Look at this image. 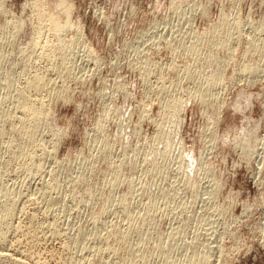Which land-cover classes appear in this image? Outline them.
<instances>
[{
    "label": "rangeland",
    "instance_id": "obj_1",
    "mask_svg": "<svg viewBox=\"0 0 264 264\" xmlns=\"http://www.w3.org/2000/svg\"><path fill=\"white\" fill-rule=\"evenodd\" d=\"M1 231L0 264H264V0H0Z\"/></svg>",
    "mask_w": 264,
    "mask_h": 264
},
{
    "label": "bare ground",
    "instance_id": "obj_2",
    "mask_svg": "<svg viewBox=\"0 0 264 264\" xmlns=\"http://www.w3.org/2000/svg\"><path fill=\"white\" fill-rule=\"evenodd\" d=\"M42 1V0H41ZM34 3H36V2H34ZM33 3V4H34ZM42 4H38L39 6H41V7H44V8H39V6L38 5H36L35 4V7L36 8H38V10H36L37 12L35 13V14H37L38 15V20L39 21H42L43 23L45 22V24L46 23H48V24H46V25H50V26H47V28L49 27V29H47V30H49L50 31V34H51V36H54V35H57V36H60V34L63 32V31H65V30H67L68 28H69V26H70V24H71V22H70V20H69V18H68V16H67V13H68V11L67 10H64V9H66V8H68V6H70V2H52L51 3V5L50 6H53L54 7V9H57V11H58V13H57V15L55 14V13H50L49 14V16H47L48 15V13H47V11H46V7H45V3H43V2H41ZM34 7V6H33ZM34 7V8H35ZM45 10V11H44ZM59 14H61V15H63L64 16V18L61 20L60 19V17H59ZM47 16V17H46ZM49 17V18H48ZM46 29V28H45ZM46 30V31H47ZM44 32V29L42 28V27H36V28H34V31H33V37H34V40H33V45H34V47L37 45V47L38 48H40V47H42L41 46V44H39V43H41V39L43 38V36L41 37V34ZM48 32V31H47ZM45 33V32H44ZM43 33V34H44ZM42 34V35H43ZM49 34V33H48ZM42 42H43V40H42ZM45 42V41H44ZM48 43V42H47ZM44 44H46V42L44 43ZM39 45H40V47H39ZM47 45V44H46ZM46 45H44V46H46ZM48 45H49V43H48ZM66 45V44H65ZM50 46V45H49ZM60 46L62 47V43L60 44ZM59 46V47H60ZM37 47H35V48H37ZM48 47V46H47ZM42 48H44V47H42ZM47 54V53H46ZM47 56V55H46ZM49 56V55H48ZM242 71H243V73H245V72H250V68L249 67H247V66H245L244 68H242L241 69V74H243L242 73ZM37 72H39V71H37ZM42 73V72H41ZM35 74H36V72H35ZM38 74V73H37ZM40 74V73H39ZM240 75V74H239ZM37 77H35V75L33 76L34 77V79H32V80H29V82H27V84H25L24 86H23V88L21 89H19L16 93L18 94V96L19 97H16L17 99H19L20 100V106L23 108V110L25 111V114H23L24 116H20V117H18V119L19 120H17V118L15 119L14 118V120H17V121H19L16 125L19 127H21V129H22V132L24 133V136H26L28 139H31L32 137H33V135L35 134V132H36V130H37V128L39 127V124L42 122V121H39V120H44L45 118L44 117H46V115L48 114L47 112V108L45 107V103L44 102H46V101H44V97H42V98H40V99H38L37 97L33 100L32 98H34V97H27V96H25V95H27V94H25V92L27 93V91H25L26 89H28V93H30V89L29 88H34V90L36 89V91L38 90V91H42L46 86H48V85H50L51 83H52V85H53V82L51 81L50 82V80L48 81V80H46L47 78H44L45 76H43V75H36ZM52 85H50L51 87H52ZM58 85L56 84V87H57ZM50 87V88H51ZM58 87H60V86H58ZM57 87V88H58ZM48 88L49 87H46V89L48 90ZM50 88H49V90H50ZM31 89V90H32ZM48 90V91H49ZM37 91V92H38ZM33 93V92H32ZM35 94V93H34ZM44 94V93H43ZM41 95V94H40ZM37 96V95H36ZM42 96V95H41ZM37 101L38 102H40V105L39 104H37ZM42 101V102H41ZM170 106V105H169ZM20 107V108H21ZM18 110H20V109H18ZM21 111V110H20ZM24 111H23V113H24ZM18 115V114H17ZM13 116V115H12ZM43 118V119H42ZM13 121V120H12ZM11 124H13L12 122H11ZM14 125V124H13ZM27 128L29 129V130H27ZM49 187V186H48ZM52 189V188H51ZM46 190H47V185H46ZM43 191H45V190H43ZM52 191V190H51ZM50 191V192H51ZM45 193H46V191H45ZM49 193V192H48ZM43 195H44V192H43ZM46 195V194H45ZM41 196V195H40ZM49 196H50V194H49ZM52 196V195H51ZM46 197H48V196H46ZM41 198V197H40ZM43 198V197H42ZM52 198V197H51ZM54 198V197H53ZM39 199V198H38ZM44 199V198H43ZM49 199V198H48ZM30 200V199H29ZM37 200V199H36ZM51 199H49V201H50ZM53 200V199H52ZM34 201V203H36L35 202V200H33ZM41 201H43V200H41ZM32 202V201H31ZM47 202H48V200H47ZM42 203V202H41ZM32 204H33V202H32ZM37 204H38V202H37ZM40 204V203H39ZM50 204V203H49ZM35 205V204H34ZM33 205V206H34ZM37 206V205H36ZM38 207V206H37ZM40 208H41V206H40ZM37 209V208H36ZM3 211H4V218H3V227L4 228H6V229H9L10 228V217H11V215H12V202H11V197H9V200H8V202L6 203V204H4L3 205ZM34 211V210H33ZM40 211V210H39ZM45 212H46V210H44ZM35 213H36V211H35ZM36 215V214H35ZM30 217V216H29ZM33 217H34V215H33ZM38 217V216H37ZM31 219V218H30ZM35 220V219H34ZM38 220V219H37ZM36 220V221H37ZM33 221V220H32ZM39 222H40V220H38ZM38 222V223H39ZM44 222V221H43ZM21 223V222H20ZM23 223V222H22ZM22 223H21V225H22ZM27 223V222H26ZM35 223V222H34ZM37 223V222H36ZM37 223V224H38ZM24 224V223H23ZM31 224V223H30ZM37 224H35V226L37 225ZM40 224V223H39ZM39 224H38V226H39ZM17 225H20V224H17ZM21 225H20V228H21ZM33 225V224H32ZM14 226V225H13ZM38 226H37V228H38ZM42 226V225H41ZM17 227V226H16ZM26 227V225H24V228ZM27 227H29V225L27 226ZM26 227V228H27ZM34 227V226H33ZM3 228V229H4ZM13 228H15V227H13ZM12 228V229H13ZM18 228V227H17ZM19 228V229H20ZM24 228H22V229H24ZM35 228V227H34ZM34 228H32L33 229V231H34ZM31 229V230H32ZM42 229H44L43 227H42ZM17 230V232H19L18 231V229H16ZM41 230V229H40ZM5 231V230H4ZM7 231V230H6ZM9 231V230H8ZM7 231V232H8ZM11 231V230H10ZM13 231H15V230H13ZM22 231V230H21ZM24 231H25V229H24ZM28 231H29V229H28ZM16 232V231H15ZM30 232V231H29ZM27 233L28 232H26V235H27ZM37 233H38V231H37ZM9 234H11V233H9ZM18 234V233H17ZM22 234H24L25 235V233L23 232ZM30 234H33V233H30ZM36 233H34V235H35ZM16 234H13L12 236L14 237ZM37 235V234H36ZM44 235V234H43ZM1 236L3 237V236H6L5 234H4V232H2L1 231V233H0V238H1ZM9 236V235H8ZM38 236V235H37ZM31 237V236H30ZM5 238V237H4ZM10 238V237H9ZM8 237H7V239H9ZM12 238V237H11ZM22 238H25V236H22ZM22 238H20V239H22ZM27 238V237H26ZM46 238H48V235L46 236ZM52 238V237H51ZM2 239V238H1ZM17 239H18V237H17ZM30 239H32V237L30 238ZM33 239H36V237H34ZM38 239H39V236H38ZM37 239V240H38ZM49 239V238H48ZM4 240V239H3ZM16 239H14V241H15ZM22 240H24V239H22ZM22 240H18V242L19 241H22ZM28 240V239H27ZM43 240H45V239H43ZM1 241V240H0ZM14 241H13V243H14ZM29 241V240H28ZM31 241V240H30ZM33 241V240H32ZM3 242V241H2ZM27 242V241H26ZM26 242H23V243H26ZM36 242V241H35ZM8 243H9V246L11 245L10 244V242L8 241ZM12 243V245H14ZM21 243V242H20ZM30 243V242H29ZM1 244V243H0ZM3 244H5V243H3ZM17 244V243H16ZM15 244V245H16ZM33 244V243H32ZM14 245V246H15ZM18 245V244H17ZM4 246V245H3ZM2 246V247H3ZM13 246V247H14ZM21 246H22V244H21ZM20 245H19V247H21ZM27 246H28V244H27ZM27 246H25V247H27ZM1 247V248H2ZM6 247H7V245H6ZM23 247V246H22ZM30 247H31V245H30ZM33 247H31V249H32ZM4 249V248H3ZM3 249H2V251H3ZM14 249V248H13ZM15 249L18 251L19 250V248L18 247H15ZM22 250H23V248H21ZM28 249L30 250V248L28 247ZM8 250H10V249H8ZM7 250V251H8ZM22 250H20L18 253H21V251ZM24 250H25V248H24ZM26 250H27V248H26ZM25 250V251H26ZM0 251H1V249H0ZM1 251V252H2ZM12 252V251H11ZM16 252V251H15ZM22 253H23V251H22ZM26 253V252H25ZM28 253V252H27ZM15 254V253H14ZM14 254L12 253H10V252H8V253H6V252H2V253H0V259L2 260H12V258H13V256H14ZM31 254V253H30ZM17 255V254H16ZM16 255H15V257H16ZM19 255V254H18ZM17 255V256H18ZM23 255H24V253H23ZM27 255H29V254H25V256L27 257ZM25 256H24V258H25ZM18 257H16L15 258V262H16V259H17ZM29 258V257H28ZM18 259H21L20 257L18 258ZM23 259V258H22ZM13 261V260H12ZM18 261V260H17ZM23 261V263L25 264V260H22ZM22 261H21V263H22ZM29 261V260H28ZM27 261V262H28ZM8 262V261H7ZM9 262H11V261H9ZM18 263V262H17ZM18 264H20V261H19V263ZM27 264V263H26ZM30 264V263H29Z\"/></svg>",
    "mask_w": 264,
    "mask_h": 264
}]
</instances>
